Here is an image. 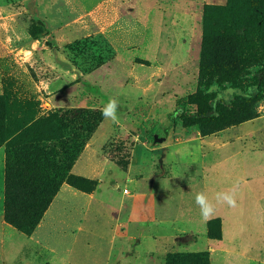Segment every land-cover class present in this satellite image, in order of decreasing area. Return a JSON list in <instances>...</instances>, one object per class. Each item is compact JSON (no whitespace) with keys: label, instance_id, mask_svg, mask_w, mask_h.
I'll list each match as a JSON object with an SVG mask.
<instances>
[{"label":"rangeland","instance_id":"rangeland-1","mask_svg":"<svg viewBox=\"0 0 264 264\" xmlns=\"http://www.w3.org/2000/svg\"><path fill=\"white\" fill-rule=\"evenodd\" d=\"M97 1L0 0V95L6 103L5 108L0 104L1 119L73 113L67 128L78 134L69 150L75 157L109 99L118 103V120L103 118L97 132L98 143L108 138L97 147V154L110 162V168L91 193L96 198L80 220L81 231L77 234L72 225L48 219L32 238L6 224L2 215L0 264H131L133 246L146 229L124 226L120 233L117 209L127 216L134 210V198L154 193L157 219L173 220L185 209L199 216L195 196L202 192L205 160L200 138H220L223 157H227L225 152L250 148L251 140L253 150L264 147V96L252 107L250 117L233 125L173 124L177 103L196 89L200 64L259 49L247 0H147L153 6L147 24L133 8L122 13L105 34L98 33L87 15ZM66 24H72L69 31H57ZM65 65L75 68L77 79L54 86V78H70L61 70ZM5 109L8 116L2 117ZM47 145L53 147V143ZM2 148L3 175L6 155ZM255 157L258 161L264 155ZM244 168L243 172L238 166L231 174L230 168L223 169L216 182L236 183L237 176L250 178L252 174L264 180V159L254 169L251 165ZM238 192L239 197L233 193L235 206L227 204L226 212L264 215V197ZM120 201L123 205L118 207ZM3 205L4 186L0 187L2 210ZM242 229L222 232L221 220L216 219L208 221L201 234L154 231L153 235L166 234V246L135 259V264H165L168 256L192 258L202 253L207 256L195 264H264V230ZM223 235L224 243L207 244L208 240L222 241ZM71 237L76 246L68 263L41 245L71 243ZM113 237L132 247L110 256L108 244Z\"/></svg>","mask_w":264,"mask_h":264},{"label":"trees","instance_id":"trees-1","mask_svg":"<svg viewBox=\"0 0 264 264\" xmlns=\"http://www.w3.org/2000/svg\"><path fill=\"white\" fill-rule=\"evenodd\" d=\"M247 4L259 34V49L250 55L214 58L200 64L196 89L177 103L174 125H233L250 117L252 107L262 100L264 1L247 0ZM227 90L232 93L224 95ZM3 97L0 95V104L5 108ZM6 113L5 109L2 117ZM73 117V113L66 112L10 120L0 118V147L4 146L6 155L3 217L6 224L25 236L34 233L62 184L86 194H91L98 184L70 172L104 116L101 114L91 125L75 157L69 150L75 145L78 134L67 128ZM48 143H53V147ZM203 256H207L206 253L192 258L172 255L165 264H195L202 262Z\"/></svg>","mask_w":264,"mask_h":264},{"label":"crops","instance_id":"crops-1","mask_svg":"<svg viewBox=\"0 0 264 264\" xmlns=\"http://www.w3.org/2000/svg\"><path fill=\"white\" fill-rule=\"evenodd\" d=\"M152 7V4L147 0H100L89 8L87 15L98 28V33L105 34V32H110L113 26L117 23L118 17H120L122 13L126 12V10L132 11L133 8L139 13L142 23L147 24L150 19ZM71 25L72 24H66L57 29V31L67 32L71 29ZM61 70L64 73H67L70 78L62 80L59 77H56L54 78L57 79L56 82H53L54 86L65 85L66 83L74 81V79H77L78 77V74L75 72L76 70L73 66L65 65L61 68ZM105 119L106 118L104 117V120ZM104 120L101 124H103ZM101 124L87 142L78 159L75 161L70 172L72 175L93 181H101L100 179H102L106 173V170L110 168V162L106 161L102 155L97 154V147L103 145V143H105L108 139L106 136L105 139L102 140V143H98L100 139H98L97 132L101 128ZM251 141L252 143L250 148L248 146L242 147L241 151L238 150L235 153L225 152L227 157H223V141L220 138H200V148L205 152V160L202 162V177L200 180L201 189L209 201L215 206L214 213L209 219L205 220L202 218L201 214L199 216H195L191 211L185 209L173 220H159L157 219L156 207L154 205L157 197L154 196V193L150 194V196L146 194H140V197L134 198V210H130L127 216H123L118 209V211L116 210L114 212L115 214L117 212L115 215V221L116 228L118 231H120V233L123 232L124 226L126 229L132 225L146 229L144 234L141 235V238L137 239L138 244L133 246V252L129 258L133 261L131 264H135V259H138L144 254L148 255L154 252L156 254L158 253V249H164L162 244H166L165 242L167 241V237H165L166 234H164L162 237L160 235L162 231L166 229H170L172 231L181 230L189 234H201L206 231L208 221L220 219L222 232L230 231L236 233L242 231L243 227L248 230V227L252 226L255 228L260 227V229L262 228V230H264V215L261 212H243L237 216L234 213L235 211H232L231 213L228 211L226 212V202L218 203L216 201L217 193L233 194V191H236L234 195L238 196L240 195V192H238L239 190L243 191V194L244 192L248 191V195L250 196H254L255 193L260 197H264V180L254 174L250 175L251 177L249 176L251 179L247 178L248 175H245L246 177H243L242 175L240 177L237 176L235 180L236 183H233V181H226L223 184L216 182L218 177L221 176L223 169L226 170L230 168L231 174V170H234V168L240 166V168H242L241 170L244 172L246 170L244 168L246 165H251L254 169L257 164L262 162L264 157H261L258 161H256L255 155L260 154V156H263L264 147H261V149H254L256 152L255 153L253 152L254 142L253 140ZM212 147L213 150H211ZM258 147H260V145H258ZM2 150L3 148L0 147V187L4 186V172L3 175L1 172V167L4 161L2 160L4 159V156L3 158L1 156L3 154ZM240 183L242 186L239 185ZM115 187L116 186L113 185V189H115ZM95 198V194L82 193L65 183L62 184L59 192L54 197L52 203L45 212L42 221L35 229L33 234L35 235V233L41 229L43 222L48 219H53L54 221L60 222L66 226L72 225L78 234L82 229V223L80 220L87 215L89 204L94 201ZM122 205L123 204L120 201L118 207H121ZM127 205L129 204L127 203ZM2 215L3 210L2 206H0L1 235V229L3 230V225H5ZM76 215L79 216L78 219H75ZM158 230L161 231L160 235H153V232ZM32 235L31 237L33 238ZM73 237H71L73 240L71 243L58 241L54 245H41L53 253L63 263H68L72 259L75 252L76 244ZM223 240L224 235L222 236V241L208 240L207 244H221L224 243ZM131 247L132 244H123L121 239L117 241L115 237H113V240L109 239L108 248L110 250V256L117 252L121 254V251L130 249ZM124 262L126 264L130 263L128 261H123V263Z\"/></svg>","mask_w":264,"mask_h":264},{"label":"clouds","instance_id":"clouds-1","mask_svg":"<svg viewBox=\"0 0 264 264\" xmlns=\"http://www.w3.org/2000/svg\"><path fill=\"white\" fill-rule=\"evenodd\" d=\"M118 103L115 99L110 98L107 104L102 109V116L105 118L111 119L113 122L118 120L116 115ZM216 201L226 202L229 206H235V199L233 194L230 193H217ZM195 202L200 208V213L202 218L205 220L209 219L213 213L215 206L209 201L207 196L203 192H198L195 196Z\"/></svg>","mask_w":264,"mask_h":264},{"label":"water","instance_id":"water-1","mask_svg":"<svg viewBox=\"0 0 264 264\" xmlns=\"http://www.w3.org/2000/svg\"><path fill=\"white\" fill-rule=\"evenodd\" d=\"M231 92H232V90H231Z\"/></svg>","mask_w":264,"mask_h":264}]
</instances>
